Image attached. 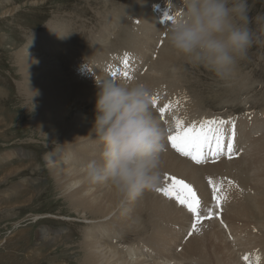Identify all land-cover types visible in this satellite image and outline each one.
Returning <instances> with one entry per match:
<instances>
[{
    "label": "rangeland",
    "instance_id": "obj_1",
    "mask_svg": "<svg viewBox=\"0 0 264 264\" xmlns=\"http://www.w3.org/2000/svg\"><path fill=\"white\" fill-rule=\"evenodd\" d=\"M142 1L143 0L135 3L133 0H0V177L4 176L0 178V264H82V250L86 243L84 238L86 230L92 231L91 234L95 235L96 238L98 237V240H101L100 242L102 243L107 240L106 237H103V239L101 234L96 232V228L99 226L97 221L99 220L86 218L88 216L87 211V216H85V213L81 212L82 210L78 209V211H76L66 198L67 194H63L55 188V178L47 166L45 158L47 154H51L53 151L60 154L59 150H61L60 145L62 144L54 139L44 136L38 125L31 123L30 118L36 113V104L33 98H30L24 93V78L21 74L23 73V70L21 66L17 64V55L15 56L16 52H19V49L22 50V47L24 45L26 46L29 41L47 33L53 26L58 25L61 27L65 24L63 29L69 33V36L71 35L73 37L78 33L82 37L83 33L81 34V31L84 32V37L79 39L78 44L80 43V50L82 52L85 53L87 51L86 49H88V52H86V54H88L90 52L89 50L94 45L91 43H87V45L84 41L85 38V40L88 41L91 37L93 38L97 36L96 38L100 40L105 39V37L110 34L111 37L109 36L107 39V42L109 43V40L118 36L121 29L123 30L124 22L122 23V20L127 21L129 29L131 26H135V24L138 25V23H140L139 18V20H131L132 15L137 16V7L140 8V5H143L142 11H148L145 8L148 7V5L151 7L153 6V3L150 0ZM177 2L178 1L174 0L172 4H168L165 16H154L158 22L151 26L156 28V33L150 35L152 36V41L151 43L149 42L147 48L142 47V50H140L141 56L133 54V47L136 43L129 41L128 43L130 44L128 46L131 47L130 50L125 53L128 54L127 66L124 64L125 54H123V59H112L113 63L109 69H104V66L99 67L96 73L98 74L101 70H105L106 74L103 76L104 78H110L117 82H123L124 80L125 83L128 84L140 82L145 84V80L150 77V75H153V73L157 76L161 72L166 73V79L168 82L172 81V83L169 87L168 84L165 83L169 89L163 91V93L162 91H150L151 100H155V104L152 103L151 105V110L152 108L156 110H152V115L159 125L161 124L160 127L165 131V139L163 141L164 150L161 154L162 161H164V155H172L177 158V160L182 161L184 165H179L175 162L176 166L178 165L176 172L170 170L165 171V168L162 167V180L158 187L164 185L165 174L169 176L176 175V178L183 179L186 182L189 180L187 183L191 182V185L194 184L193 187L200 199V214L205 218L197 224L199 231H193L192 224L195 221V217L185 206H181L177 201L175 202L174 199L168 198L162 193L151 190L145 192L140 199H143L144 201L149 198L150 200L152 199V202L158 201L165 206L169 202L167 207L173 206V211H175L173 213V219L171 218L174 221L166 218L165 221L162 222L161 218L164 216L160 218L155 217L157 215L152 214V210L144 207L142 211L144 210L145 214L140 215L135 223L136 227L139 228L137 229L140 230L139 232H132V228H129V226L132 227L131 225L128 226V224H119L117 222L114 223L115 220L110 219L111 215L107 217V220L105 219L107 222L104 223L105 228L107 230L114 229L117 231V238H111H114V242L117 240L115 242L116 245L126 246L133 243L134 245L144 247L141 251L151 255V258H154L157 255L156 258L159 256L164 258V255L169 253L170 256L178 260L179 264H192L193 260L196 261V264H239L237 263L238 261L242 264H253L252 261L250 262L251 258L249 252L259 251L260 253L262 252V255L264 254V223L259 222V218H249V220H247L248 222L250 221L249 228L247 227V223H245V225L243 221H235L233 226V224H230L228 219H226L228 213L227 209L225 211L224 208L228 207L223 204L234 202L233 196L236 193V190H234L233 178L230 173L239 163V160L237 161L236 159L241 158L240 163L243 162V166L246 167H249V164L253 166L251 160L255 161L262 158L261 156H263L262 160H264L263 152L262 155L255 157V154L258 155L257 153H254L255 151L245 152L242 149V143H239V141H244V135L247 136V133L244 135L240 134L241 137L237 135L240 124H245L243 122L248 123V121L251 122L257 115H260L259 117L264 116V112L261 113L264 111V0H247L249 9L248 26L253 34V44L248 50L247 57L238 61L232 79L227 82L218 80L212 72L203 66L196 67L189 64L184 57L168 47L169 45L166 39V26L169 22L168 20H170L168 17H172L183 9V2ZM11 7H16L14 9L15 11L10 14H2L3 11L10 9ZM152 8H148L149 14L153 13L152 11L154 10ZM118 10L119 12L117 13ZM127 10H129V12L131 11V14L127 13ZM125 13H127V15ZM117 16L119 19H117ZM143 17L144 16H142V19ZM148 17L149 16L145 17L140 24H143L142 27H146L142 28L143 32L149 28L148 23L146 22ZM113 19L118 25H121V29H118L119 27L113 28L116 24ZM66 24L69 27H66ZM102 25L106 27L103 29L104 33L97 32ZM89 33L90 36L88 38ZM93 40L95 41L94 38ZM162 40H164L165 43ZM161 48H163L162 50L164 51L166 50L164 53L165 56L168 51L171 53V62L167 63L168 66L164 65L162 70L154 71L152 66L153 59L159 57L160 54L164 57L162 50H160ZM63 50L64 49L62 48V51ZM92 54L96 55L97 52H93L89 55ZM21 57L22 56H20V58ZM117 65L119 66L117 67ZM86 68L93 73L91 66L88 65ZM125 72H127V76L124 75ZM113 73H115L114 78L112 75ZM168 77H171L172 79ZM139 78H141V81ZM167 80L165 81L167 82ZM147 85H150V83ZM170 98L171 100H174V103ZM81 101L79 107H72L69 109L70 114H72V116L74 114H81V116L88 115L94 118V102H86V100ZM161 108L164 109L163 113L159 110ZM166 109L167 111H165ZM176 118L183 119L185 128L195 126L196 129H199L202 122L206 120L223 119L234 121L235 135L234 137H231V124L224 125V152L218 157L207 155L204 162L197 164L190 157H185L178 153L172 148L171 142L168 140L170 131L171 133L173 131L175 132L173 129H175ZM213 127H215V125H213ZM174 132L172 134H174ZM258 135L261 139L264 138L262 133ZM258 135L257 137L260 138ZM255 137L256 136L253 138ZM229 138H232L233 142L232 158H229L226 149V144ZM81 145V148L66 146L65 152L66 155H69L67 158L73 159L77 163L80 161L83 162L85 164L84 169H86L87 164L93 160L99 162L100 158L97 156V153L99 152L98 149H102L99 142L87 141L81 143ZM86 146L92 149L91 151L93 152L94 157L87 156L85 152V150H87ZM166 151L168 152V155ZM204 151L207 153L206 148ZM246 160H249V163L246 162ZM220 161L223 162V164H219ZM205 163H208V165H204ZM229 163L231 165L233 163V168L232 166L229 167ZM214 164L217 166H214ZM221 164L223 165V169L221 168ZM181 166L185 168H181ZM226 166L227 168H230L227 169L228 171L225 170ZM209 168L210 170L212 168L214 171L211 170V172H209ZM181 170L184 171L181 173ZM184 172L190 176V179H188L187 175V178L184 176ZM198 172H201L202 174L199 175L197 174ZM191 173H194V176ZM219 173L223 177L220 176ZM211 174H214L215 176H210ZM201 177H204L203 181L205 180L207 183L200 180ZM210 179L212 184L209 183ZM203 184H206L207 187L203 186ZM198 185L200 187H198ZM213 185L219 190L217 192V195L221 197L219 204H217L212 193ZM202 188L204 190H202ZM206 188L209 189L206 190ZM229 191L231 194H229ZM32 193H34V195L31 196L30 200H27L28 196ZM229 195H231V199L228 197ZM165 202L166 204H164ZM235 205L238 206L236 203ZM206 209L214 210L215 215L209 217L208 212L205 211ZM131 211L133 210L131 209L129 212ZM183 212L184 215L182 214ZM36 217L38 218L34 219ZM186 219H189V221ZM155 221L158 222V226L162 227L161 234L157 235L153 233L156 223ZM238 222L244 224V226L242 224L239 225ZM215 223H218L217 226ZM219 223L222 225H219ZM227 223L232 226L227 228ZM101 224H103V222H100V225ZM92 225L95 226L92 227ZM121 225L122 227H119ZM253 225L255 226L253 227ZM126 226H128V228ZM118 228L120 229V234ZM219 228L220 230L223 229V233L219 230L220 232L218 233V236L220 237L215 235ZM243 228L246 230L250 229L249 231L252 230L251 228H254V230L251 231L248 237H244V233L243 236H240L241 232L237 233V230L245 231ZM213 229H215V232ZM40 230H46L48 232V236L51 238L50 242L46 241L42 243L38 241L37 235L39 236ZM196 231L202 235L205 233L204 235L206 239H200L199 234L196 233ZM189 232H192V235H189ZM249 237H251L252 240H250ZM256 239L258 240V246L260 247L258 248V251H253L251 250L252 245H247L245 241H253V243L255 242V244H257L255 241ZM200 242L202 243L200 244ZM198 243L201 245V248ZM164 244L166 247L163 246ZM188 245L191 247L194 245L195 248L198 246L199 248L197 247L196 249L199 250H196L195 248L192 250ZM241 247L243 251L240 250ZM223 248L225 249L223 250ZM247 253H249V255ZM245 257H248V259H245Z\"/></svg>",
    "mask_w": 264,
    "mask_h": 264
},
{
    "label": "bare ground",
    "instance_id": "obj_2",
    "mask_svg": "<svg viewBox=\"0 0 264 264\" xmlns=\"http://www.w3.org/2000/svg\"><path fill=\"white\" fill-rule=\"evenodd\" d=\"M133 1L135 3H138L139 1L141 2V0H139V1L133 0ZM144 1H146V0H143L142 2H144ZM150 1L153 3V6H152L153 8L148 5V7H146L145 9H147L149 11V9L152 8L154 10V11H152L153 13H150L151 14L150 15L148 13V11H146V10L142 11L143 5H140L141 11H140V8L137 7V10H136L137 16L132 15L131 20H133V19L137 20L139 18L140 23H138V25L135 24V26H131L130 29H129V25H128L126 20H122V23L124 22V26H123L124 28L122 30L120 28L121 25L120 24L118 25L116 23V21H114V19H113V21L116 23L113 28L119 27L118 29H121V31H120V34L118 36L113 37L111 40H109V43L107 42V39L110 36L109 32H108L109 35L107 37H105V39L99 40L98 38H96L97 37L96 36V37H93L95 39V41L93 40L92 37H91V39L86 41L85 40L86 38H85L84 41L86 42V44L91 43L92 45H94L89 50L90 52L88 54H86V52H88V49H86L87 51L84 53L80 50L81 49L80 45H79L80 43L78 44L79 39L84 37V32L81 31V34L83 33L82 37L78 33H76L75 36H73V37L71 35L69 36V33H67L65 29H63V26L65 24L62 25L61 27H59L58 25L53 26L52 28L49 29V31L47 33L38 36L39 38L37 37V38L33 39L32 41H29L28 44H26V46L24 45L22 47V50L19 49V52L17 51L15 54V56L17 55V57H16L17 58L16 59L17 64L19 66H21V68L23 70V73H21V74L24 78V81H23V88L25 90L24 93L27 96H29L30 98H33L34 102L36 104V106H35L36 113L30 118L31 123L35 124V125L37 124L38 127L40 128V130H42L41 132H43L44 136H47L50 139H54L55 141L62 144V145H60L61 146V150H59L60 154H57L56 151H53L51 154L50 153L47 154V156L45 158L46 159L45 162H46L47 166L49 167V169L51 170L53 177L55 178V184H56L55 188H57V190L61 191V193L67 194L66 198L68 199L70 205L76 211H78V209L82 210L81 212L85 213V216H87V213H86V211H87L88 216L86 218H91L92 220L95 219V220H99L100 222H103V224L100 225V222L97 221V224H99V226L96 228V232L100 233L102 238L103 237L107 238V240L105 239L106 241H104V243L100 242L101 240L99 241L98 237L96 238L95 235H92L91 234L92 231H89V230L85 231L84 238H85L86 243H85V245L83 244L84 246L82 245L84 247L82 250V252H83L82 253V259H81L82 264H179L178 260L173 258L172 256H170L169 253L165 254L164 258H161L160 256L158 258H156L158 255L154 258H151L152 257L151 255H148L145 252L141 251V249H143L144 247L134 245L133 243L131 245H126V246L116 245L115 242L117 240L114 242V238H117V236H118V235H116L117 231L114 229L113 230H107L105 228V224H104L106 222L105 219L107 220L108 219L107 217L109 215H111L110 219L111 220L114 219L115 220L114 223L117 222L119 224H122V223L128 224V226L131 225L132 227L129 226V228H132V230H131L132 232H139L140 230H138L139 228L136 227L135 223L137 222V218L139 219L140 215L145 214L144 210L142 211V209H144V207L145 208L147 207L150 210H152L153 212H151V213L157 215L155 217L160 218V217L164 216L161 218L162 222L165 221L166 218L168 220H170L171 218L173 219V213L175 211H173L172 205H171L172 207H169V206L167 207L169 202L165 206V205L159 203L158 201L155 202L154 201L155 199L153 200L154 202H152L151 201L152 199L150 200L149 198H147L144 201H143V199L138 198L135 201H128V202L121 203L117 199V197L114 195V193L108 187H106L104 185H100V184L90 183L86 178V172L84 169L85 164L81 161L79 163H77L75 160L67 158V157H69V155H66V152H65L66 146H68V147L74 146L76 148H81L82 147L81 143H84L87 141L98 142V140L93 138L91 135H88L90 132V129L92 127V121L94 118H92L88 115L87 116H84V115L81 116V114H77V115L74 114L72 116V114H70V110H69L72 107H75V108L79 107V103L82 102L81 100H86V102L91 101V102L95 103V93L97 91L96 80L100 81V80L106 79L103 77L106 74L105 70H101L99 72L100 74L96 73L98 68L104 66L103 67L104 69H109V67H111V64L113 63V60L123 59L122 58L123 54H125L126 51L130 50L131 46L130 47L128 46L130 44V43H128L129 41L136 43L135 46L133 45L134 46L133 47V54L141 56L140 50H142V47L147 48L149 42L151 43V41H152L151 40L152 36H150V35L153 33H156V28L151 26L152 24L158 22V21H156L154 16H157V17L158 16L159 17L165 16V14H166L165 12H166L168 4H172V2L174 0H150ZM176 1H178L177 3L183 2V0H176ZM33 5H35V4H33ZM127 5H125V6H127ZM15 8L16 7H11L10 9L3 11L2 14L3 15L6 13L10 14L13 11H15L14 10ZM101 10H102V8H101ZM127 11H128L127 13L131 14V11L130 12H129V10H127ZM118 12H119V10L117 11V13ZM127 13H125V14L127 15ZM152 14H153V17H152ZM172 14H173V12H172ZM142 16H144L143 19L145 17L149 16L147 21H146L148 23L149 28L146 29L145 32H143L142 28H146V27H142L143 24L140 25L141 22L143 21ZM117 19H119L118 16H117ZM166 22H167V20H166ZM66 27H69V26L67 25ZM66 27H64V28H66ZM91 27H93V26H91ZM105 28L106 27H104L102 25L99 28V31H97V32L104 33L103 29H105ZM141 31H142V33H141ZM65 36H66V38H65ZM89 36H90V33L88 35V38H89ZM71 37H72V39H71ZM166 37H167V35H166ZM162 39H165V38H162ZM162 41L164 42V40H162ZM62 48L64 49L63 51H62ZM87 48H88V46H87ZM162 49L163 48H161L160 50H162ZM166 49H167V46H166ZM165 51L162 50L163 55H164ZM93 52L94 53L97 52V54L96 55H93V54L89 55ZM160 53H161V51H160ZM20 56H22V57L20 58ZM59 60H61V61H59ZM169 62H171V53L169 51L167 52L166 56L164 55V57H162L160 54L159 57H157L156 59H153L152 66H153L154 71L155 70H162L163 66L167 65V63H169ZM88 65L91 66V68H92L91 70L93 71V73L91 71H88V69L86 68V66L88 67ZM118 66L119 65H117V67ZM166 70H163V71H166ZM106 71H108V70H106ZM157 73H158V71H157ZM168 78H171V77H168ZM132 80H136V79H132ZM139 80L141 81V78H139ZM139 80H136V81H139ZM165 80H167L165 72L159 73L158 76L153 73V75H150V77H148L145 80L146 81L145 85L147 86V88L151 92L162 91V93H163V91H167V89H169V88H167L166 84H168V87H169V85L172 83V81L168 82V80H167V82H166ZM173 82H174V78H173ZM120 83H125V81L123 80V82H120ZM148 83H150V85H147ZM126 84H128V83H126ZM131 84H133V83H131ZM153 98H154V96H153ZM170 100H171V98H170ZM171 101H173V103H174V100H171ZM162 106H163V104H162ZM153 109L154 108H152V110ZM165 111H167V109ZM263 112L264 111H262L261 113H263ZM183 113H185V112H183ZM261 115H263V114H261ZM259 116L260 115L255 116L254 120H252L251 122L248 121V123L243 122L245 124H240V126L238 128V132H237V135H239V137H241L240 134L244 135L247 133V136L244 135L245 140L242 142L239 141V143H242V149L245 152L255 151L254 153L258 154V155L255 154V157L262 155V152L264 153V138L262 137L263 139H261V137L258 135L261 133H262V135H264V119H263L264 116H261V117H259ZM168 117H167V119H168ZM167 119H165V120H167ZM90 120H92V121H90ZM185 122H186V120H185ZM171 125H172V123H171ZM184 125H185V123H184ZM160 126H161V124H160ZM164 126H165V124H164ZM242 127H243V129H242ZM163 128H166V127H163ZM173 130H175V129H173ZM250 133H252V134H250ZM257 135L260 138H258ZM254 136H256V137L253 138ZM250 138H251V140H250ZM88 146H89V144H88ZM88 146H86L87 150H85L87 156L94 157V154L91 151L92 149H90ZM98 150H99V152L97 153V156L100 158V151L102 149H98ZM206 151H207V148H206ZM168 152H167V155H168ZM164 153H165V151H164ZM252 154H253V152H252ZM208 155H211V154H208ZM243 156H244V154H243ZM261 157L262 158H259L255 161L251 160L253 162L252 163L253 166H251L249 164V167L243 166V162L240 163L241 158L236 159L237 161L239 160L238 161L239 163L237 162L238 165L235 166L234 168L232 166L233 163H232V165L229 163V165H230L229 167L232 166V168H233L230 175L233 178V185L235 188L234 190H236V193L233 196L234 202L226 203L223 205H226L228 207V208H224V209H225V211L227 209L228 215H227L226 219H228V222H230V224H233L235 221H243L244 224L247 223V227L249 228L250 221L249 222L247 221V220H249V218H259V222L264 223V220H263L264 219V160H262L263 156H261ZM163 159H164V161H162L161 168L162 167L165 168L164 169L165 171L170 170V171L176 172L178 169V165L176 166V163L179 165H184V163L182 161L177 160V158L173 157L172 155L171 156L164 155ZM260 159H261V161H260ZM181 160H182V158H181ZM229 160H228V162H229ZM225 161H226V159H225ZM232 162H233V160H232ZM235 162H234V164H235ZM246 162L249 163V160L248 161L246 160ZM220 163L223 164V162H221V161L219 162V164ZM222 164H221V168L223 169ZM204 165H208V163L207 164L205 163ZM215 165L216 164H214V166ZM182 167L183 166H181V168ZM229 167L227 168V166H226L225 170L230 169ZM183 168H185V167H183ZM204 170H205V168H204ZM204 170H202V171H204ZM208 170H209V172H211L212 168H211V170H210V168ZM183 171L181 170V173ZM212 171H214V170H212ZM218 171H220V170H218ZM222 173H224V172H222ZM197 174L200 175L202 173L198 172ZM186 175L188 176V174L185 173L184 176L186 177ZM212 175H214V174H211L210 176H212ZM220 176H222V175L220 174ZM1 177H4V176H1ZM189 177L190 176H188V179H190ZM192 178H194V177H192ZM203 179H204V177L203 178L201 177L200 180L203 181ZM192 180H194V179H192ZM195 180H197V179H195ZM205 182L207 183V181H205ZM195 185H197V184H195ZM203 186L207 187L206 184L205 185L203 184ZM198 187H200V186L198 185ZM203 188H202V190H204ZM207 189H209V188H206V190ZM225 190H227V189H225ZM229 194H231V192ZM33 195H34V193L29 195L28 198L26 197L27 200H30L31 196H33ZM230 196L231 195H229L228 197H230ZM230 199H231V197H230ZM235 203L238 204L239 207L236 206ZM164 204H166V202ZM131 209L133 211L129 212ZM175 210H176V208H175ZM184 212L182 213L183 215H184ZM211 215H215L214 210H212ZM222 215H223V213H222ZM37 218L38 217H36L34 219H37ZM111 220H109V221H111ZM186 220L189 221V219H186ZM216 220H218V219H216ZM172 221H174V220H172ZM221 221H223V220H221ZM155 222H154L155 226H154L153 233H155L157 235L161 234V228L162 227L158 226L157 221H155ZM97 224H96V226H97ZM175 224H176V221H175ZM208 224H210V223H208ZM217 224L215 223L216 226H217ZM230 224L227 223V225H228L227 228L232 226ZM241 224L239 223V225H241ZM244 224H242V225L244 226ZM219 225H222V224L219 223ZM93 226H95V225H92V227ZM128 226H126V227L128 228ZM233 226H234V224H233ZM254 226L255 225H253V227ZM261 226H263V225H261ZM119 227H122V225ZM140 229H142V228H140ZM225 229H226V227H225ZM251 229H252L251 231L254 230V228H251ZM196 230L199 231L198 225L196 227ZM211 230H212V227H211ZM214 230L215 229H213V231ZM217 230H218V232H216L217 234H215V235L218 236V233L220 231L223 233V231H222L223 229L220 230V228H219ZM244 230L245 231H238L237 230V233L241 232L240 236H243V233H244V237L245 236L248 237L249 234L251 233V231H249L250 229H248V230L244 229ZM118 231L120 234L119 228H118ZM198 231H196V233L199 234L200 239L205 238V235H204L205 233L202 235ZM39 232H40L39 236L37 235V237H38L37 239L39 242H42V243H44L46 241L50 242L51 238L48 236V232L46 230H40ZM184 233H185V231H184ZM237 235H239V234H237ZM112 237H114V238L111 239ZM218 237H220V236H218ZM195 238H197V237H195ZM249 239L252 240L251 237H249ZM197 241H198V239H197ZM255 241L257 244H255V242L253 243V241L252 242L251 241H245V242L249 246L252 245L251 250L258 251V248L260 247V246H258L259 242L257 239ZM220 242H222V241H220ZM187 243H188V241H187ZM191 243H192V241H191ZM201 243L202 242H200V244ZM219 244H218V246H219ZM195 245H197V244H195ZM198 245H199V243H198ZM222 245H220V246H222ZM163 246L166 247L165 244ZM188 246H189V248L191 247L190 245H188ZM224 246H225V244H224ZM199 247L201 248V245H199ZM194 248H195V246L193 245L191 247V249L193 250ZM252 248H254V249H252ZM217 249H218V247H217ZM224 249L225 248H223V250ZM196 250H199V249H196ZM240 250L243 251L242 247ZM245 250H247V249H245ZM249 253H250V255H249ZM249 253H247V254L251 258V259L249 258L250 262L252 261L253 264H264V254L262 255L261 254L262 252L260 253L258 251V252H249ZM193 256H194V254H193ZM248 257H247V259H248ZM237 263L240 264L241 262L238 261Z\"/></svg>",
    "mask_w": 264,
    "mask_h": 264
},
{
    "label": "clouds",
    "instance_id": "obj_3",
    "mask_svg": "<svg viewBox=\"0 0 264 264\" xmlns=\"http://www.w3.org/2000/svg\"><path fill=\"white\" fill-rule=\"evenodd\" d=\"M248 11L247 0H183L166 26L167 43L189 64L227 82L253 44ZM96 88L88 135L102 150L99 162L87 164L86 178L108 187L121 203L135 201L161 183L165 131L152 115L145 84L108 78L96 80Z\"/></svg>",
    "mask_w": 264,
    "mask_h": 264
},
{
    "label": "snow or ice",
    "instance_id": "obj_4",
    "mask_svg": "<svg viewBox=\"0 0 264 264\" xmlns=\"http://www.w3.org/2000/svg\"><path fill=\"white\" fill-rule=\"evenodd\" d=\"M171 19L172 17H168ZM128 54H125L124 64L127 66ZM113 78L115 73L112 74ZM127 76V72L124 73ZM155 104V100H152ZM161 113L164 109H160ZM226 124H231V137L235 135V123L234 121L223 120V119H212L203 121L200 128L196 129L195 126L184 127L183 119L175 120V132L168 136V140L171 142L172 148H174L182 156L190 157L195 163L200 164L205 161L206 156L211 154L214 157H218L225 150V131L223 126ZM215 125V127H213ZM207 148V153L204 149ZM227 153L229 158H232L233 154V142L232 138L228 139L226 144ZM165 183L162 187H156L154 190L158 193H162L168 198H172L177 201L181 206H185L186 209L195 217V221L192 224L193 231L196 230L197 224L205 217L200 214V199L194 187L187 183L183 179H178L175 176H169L165 174ZM209 183L212 184L211 179ZM219 190L213 185V195L217 204L220 203L221 197L217 195ZM226 199V197H225ZM209 217L212 214L211 209H206ZM192 235V232H189ZM247 259V257H245Z\"/></svg>",
    "mask_w": 264,
    "mask_h": 264
}]
</instances>
